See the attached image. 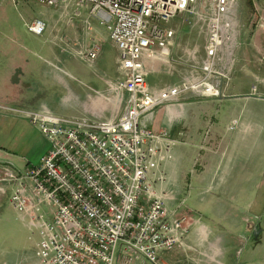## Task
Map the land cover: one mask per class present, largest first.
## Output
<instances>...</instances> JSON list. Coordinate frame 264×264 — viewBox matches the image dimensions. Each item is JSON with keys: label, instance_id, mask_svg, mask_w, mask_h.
I'll list each match as a JSON object with an SVG mask.
<instances>
[{"label": "crops", "instance_id": "0c3cea01", "mask_svg": "<svg viewBox=\"0 0 264 264\" xmlns=\"http://www.w3.org/2000/svg\"><path fill=\"white\" fill-rule=\"evenodd\" d=\"M9 2L0 0V5ZM32 3L26 24L42 20L41 36L21 38L12 27L0 33V106L46 109L91 125L123 117L128 96L109 88L119 71L118 52L106 29L87 9L72 18L70 3ZM242 3L238 0L235 8L239 32L233 59L224 76L212 80L219 96L187 91L140 119L142 128L167 132L157 143L150 175L154 190L168 210L193 221L184 245L161 254L162 264H264V7L251 2L248 12ZM179 15L183 24L170 26ZM179 15L165 24L174 32L167 59L144 62L153 92L201 74L205 42L198 21ZM92 42L99 52L89 63L75 52ZM37 131L26 118L1 109L0 164L21 172L32 165L19 150ZM169 142L174 145L165 149ZM8 195L7 188L0 204ZM0 264H39L37 247L32 252L0 248ZM116 264H124L121 253ZM129 264L150 263L132 255Z\"/></svg>", "mask_w": 264, "mask_h": 264}, {"label": "built area", "instance_id": "2783aa9c", "mask_svg": "<svg viewBox=\"0 0 264 264\" xmlns=\"http://www.w3.org/2000/svg\"><path fill=\"white\" fill-rule=\"evenodd\" d=\"M26 1L52 7L70 3L72 18L80 17V9L88 10L117 49L119 77L109 88L127 94V107L119 120L91 125L46 109L0 106L26 118L49 144L39 162L23 172L0 164V196L9 189L10 206L37 235L39 264H116L117 253L124 264L132 255L162 264L161 254L184 245L193 221L168 210L154 190L150 175L160 151L157 143L167 132L142 128L140 119L187 91L219 96L212 80L223 77L233 59L238 0ZM183 13L205 27L201 74L192 82L153 92L144 62L167 59L174 32L165 24ZM85 25L90 28L88 20ZM26 28L41 36L46 26L37 19ZM98 52L92 42L75 53L91 63ZM173 145L169 142L165 149Z\"/></svg>", "mask_w": 264, "mask_h": 264}, {"label": "rangeland", "instance_id": "374dc122", "mask_svg": "<svg viewBox=\"0 0 264 264\" xmlns=\"http://www.w3.org/2000/svg\"><path fill=\"white\" fill-rule=\"evenodd\" d=\"M243 2V8L248 12L252 5L251 2L256 3L258 7H264V0H243ZM1 7L4 9V12L0 11V33L12 27L14 34L21 38H30L31 35L25 26L33 15V3L27 2L26 0H10L8 5L2 4L0 5V8ZM251 10L253 11V8H251ZM247 15H249V13ZM256 17H258V14L256 15V13H254V18L251 20L254 21ZM181 24H183V22L182 16L180 15L170 22V26ZM197 24L204 36L200 35V39H204L205 42V27L199 21ZM259 25L262 27L263 22H260ZM262 63H264V60ZM117 77H119L118 72ZM37 132V134H28V141L22 143L19 150V155L25 157L32 165L39 162L40 154L45 151V147L47 148L46 151L49 149L47 140L39 131ZM37 241V235L31 234L26 222L8 204V201L3 200L0 204V248L12 249L18 252L22 250L32 252L35 250Z\"/></svg>", "mask_w": 264, "mask_h": 264}]
</instances>
